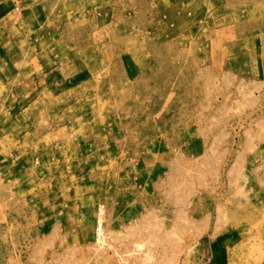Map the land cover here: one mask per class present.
Masks as SVG:
<instances>
[{
    "label": "rangeland",
    "instance_id": "obj_1",
    "mask_svg": "<svg viewBox=\"0 0 264 264\" xmlns=\"http://www.w3.org/2000/svg\"><path fill=\"white\" fill-rule=\"evenodd\" d=\"M0 264H264V0H0Z\"/></svg>",
    "mask_w": 264,
    "mask_h": 264
}]
</instances>
